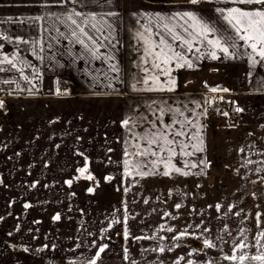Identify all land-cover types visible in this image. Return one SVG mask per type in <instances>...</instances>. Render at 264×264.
I'll return each mask as SVG.
<instances>
[{
    "label": "crops",
    "instance_id": "obj_1",
    "mask_svg": "<svg viewBox=\"0 0 264 264\" xmlns=\"http://www.w3.org/2000/svg\"><path fill=\"white\" fill-rule=\"evenodd\" d=\"M234 8L264 6L237 0L162 6L142 0H0V264H149L156 250L154 264H240L224 259L234 254L246 256L243 264H262L250 257L264 254V238L258 239L264 231V59L225 19ZM74 12L101 44L66 19ZM185 12L213 29L208 39H219L229 54L200 38L191 52L176 41L173 46L193 66L173 62L169 84L145 55L141 34L158 43L167 23L191 39ZM73 31L99 49L95 57ZM5 56L15 57V67L3 62ZM154 75L163 90L152 84ZM61 78L70 86L57 95ZM145 79L156 90H147ZM211 88L235 97L242 109L235 119L207 123L204 107L216 93ZM173 121L185 122L189 135L176 139L193 155L177 147L165 176L160 173L167 153L160 154L164 160L134 153L137 145L147 147L148 134ZM201 138L204 150L195 151ZM85 165L94 180L77 179ZM137 167L151 174L138 175ZM144 191L159 193L157 208L168 216L146 218L154 228L139 234L135 208ZM197 201L202 216L195 213ZM159 229L163 233L151 238Z\"/></svg>",
    "mask_w": 264,
    "mask_h": 264
},
{
    "label": "snow or ice",
    "instance_id": "obj_2",
    "mask_svg": "<svg viewBox=\"0 0 264 264\" xmlns=\"http://www.w3.org/2000/svg\"><path fill=\"white\" fill-rule=\"evenodd\" d=\"M193 4L197 3V0H191ZM238 3H247V4H256L264 6V0H237ZM80 13L74 12L66 17L67 20H70L73 25H76V28L79 29V33L86 37L87 40L92 41L93 44H101L102 42L98 37L93 36L90 32L86 31L87 21L85 20L83 23H78L76 19L73 18V16H79ZM189 21H191V24L189 27L192 29L191 32H189V36L191 39H185L182 35L178 34L173 27H169L167 23L163 25V28L166 30L165 33H157V35L160 36L159 42L157 43L155 40L151 38V34L148 37H144L143 34H141V39H143V42L146 46V52L145 55L148 57H151L152 59V67L159 70L160 74L166 75L169 77L168 83L174 84V80L171 79V64L175 62L177 67H184L187 66L191 68L193 65L190 60L186 59L184 55L180 51H177L176 48L173 46L176 41H180V46H186L187 50L189 52L192 51L193 48V41H196L198 38L207 40V43L214 48L219 49L221 52H223L225 55L229 54V48L224 46L222 42L219 39L216 40H209L208 35L210 32L213 31V29H210L206 24H203L196 16L192 15L189 12H185L183 14ZM60 19V18H58ZM93 20L95 17L92 18ZM225 19L228 21L229 24L233 26L235 29L237 36L239 39L244 40L246 43L251 41V43L248 44L249 47L253 50V52H258V55L261 57V59H264V8L257 10V11H242L239 8L232 9L228 15L225 17ZM93 28H95V24L92 25ZM97 31H100V29H97ZM146 32L150 33L149 29H145ZM185 32L188 31V29L184 30ZM73 36L77 37L78 42L84 46V48L92 55L96 56L97 52L99 51L98 48L90 47L89 44L85 42L84 39H80L77 36L76 31L72 32ZM167 36L171 37L172 43L169 42ZM107 39V37H105ZM258 45H260L258 49ZM235 47V43L232 45ZM196 51H199V49H196ZM213 58H216V52L213 51L210 53ZM9 59L7 56L4 57L3 62H7L8 64H11L13 67H15V64H13V60ZM115 70V69H114ZM0 71H3V69H0ZM25 80H28V77H24ZM149 79H151L153 85H158L160 87V90L162 89V85L159 84V75L151 76ZM149 79L144 80L145 85H149ZM30 82V81H29ZM147 90H156L151 85L147 88ZM171 90V89H169ZM210 91L216 92L218 91L217 88H211ZM224 91H227L225 89ZM60 94L59 88H57V95ZM3 102L0 101V108H3ZM199 106V105H198ZM237 111H242V109H237ZM163 112V110H161ZM224 115H227V113H224ZM124 125L127 126L129 121L125 120ZM179 124V128H174L173 125ZM186 124L192 125L193 127H197V125L192 120L186 119ZM173 125H165L163 128L156 129L155 132H152L148 134L144 139L146 140L147 147L140 149V146L137 145L136 148L138 149L134 155L138 156H148L149 154L153 157H158V159L164 160V157H161V153H167L166 162H164V168L165 171L160 173L162 175H170V172L167 170L169 167V162L171 158L176 154V148L179 147L181 152L185 155L191 156L193 155L192 152L185 151L189 145L183 143V140H177V137H186L189 135L187 131H185V122L181 121H173ZM155 128V125H153ZM200 129L197 127V135H199ZM172 138H169V137ZM156 145L157 150L153 151L152 146ZM200 147H194L195 151H203V140L200 139ZM129 161L125 160V169L127 170L129 167ZM201 163H204L201 161ZM156 162H153V168H155ZM185 167H188L186 164ZM192 168L197 167L196 164L191 165ZM173 170L177 173H181L183 175H188L187 172H182L180 168H176L173 166ZM157 172H159V169H156ZM80 176L77 177V179H80L81 177L86 180H94L95 177H93L90 173H88L87 165L85 167L79 169ZM85 173H88L85 175ZM132 174V173H128ZM136 174L145 176L151 174L150 172L141 171L138 167L136 169ZM107 180H111L112 177L109 176L106 178ZM66 183L71 186L72 181H66ZM89 192L94 191L93 188L88 189ZM147 203V201H145ZM29 205H25V207H28ZM177 208L180 207L179 204L176 205ZM217 211L220 210V205H216ZM231 208L229 209V211ZM55 219H59V216L57 215L54 217ZM257 219L259 220V215L257 216ZM116 222V221H114ZM169 231H172V229H168ZM125 235L127 236V230H125ZM259 238H264V231L260 233ZM205 245L208 247H213L212 243L208 240H205ZM240 249H243L245 245L241 243L238 245ZM105 250V246H101L99 248V251L97 252V258H99L100 253H102ZM224 259H229L232 261H236L239 259L240 264H243V262L246 259L245 255H240L239 258L234 254L232 256H225ZM253 261H260L262 264H264V254L254 255L250 257ZM91 264H95V261H92Z\"/></svg>",
    "mask_w": 264,
    "mask_h": 264
},
{
    "label": "rangeland",
    "instance_id": "obj_3",
    "mask_svg": "<svg viewBox=\"0 0 264 264\" xmlns=\"http://www.w3.org/2000/svg\"><path fill=\"white\" fill-rule=\"evenodd\" d=\"M147 3V2H146ZM150 4V3H148ZM151 5H157V6H160V4H151ZM162 6V5H161ZM137 194H139V192H137ZM130 196V195H129ZM143 196L145 197L143 200H141V198L137 199V205H136V214H137V221L139 222L137 224V232L139 234L142 233V231H144L146 228L145 227H148L150 226L149 224H147V220L146 218H150L152 216L154 217H158V215H160L161 213L159 212L158 208H157V202L156 201H159L161 200L160 199V196H159V193H157V195H151L150 193H147L146 191H144L143 193ZM203 197V196H202ZM200 198L198 197V200H203V198ZM128 198V201H129V198L130 197H127ZM148 198V199H147ZM145 201H149L150 202V205H151V208L150 207H147L144 203ZM129 209H130V204H129V207L127 208V215L130 216L132 214L129 213ZM195 213L197 212V216H202L203 215V210L204 208L202 207V203L198 202L195 203ZM183 212H185V214H188V210H187V207L183 208ZM210 213V211H209ZM161 215H164V216H168L167 214L165 213H162ZM150 228V231H152L151 229L154 228V227H148ZM144 233V232H143ZM163 233V230L162 229H159V231L157 232L156 231V234L155 235H152L150 236L151 238L155 236V238H158L157 235H161ZM145 234V233H144ZM143 235V234H142ZM167 237V232H165L164 236H163V240L160 239L161 241H163L164 243V239ZM157 253L153 256V257H149L150 261H149V264H154V260L159 256V251L156 250ZM148 257H141L143 260H145V258H148Z\"/></svg>",
    "mask_w": 264,
    "mask_h": 264
},
{
    "label": "built area",
    "instance_id": "obj_4",
    "mask_svg": "<svg viewBox=\"0 0 264 264\" xmlns=\"http://www.w3.org/2000/svg\"><path fill=\"white\" fill-rule=\"evenodd\" d=\"M56 86L59 88L60 93H62L69 88L70 83L66 78H61L56 81ZM237 109H239V106L235 103V97L216 92L210 96L208 103L205 105L204 114L207 123H209L211 119L223 121L226 117L235 119L239 112ZM224 113H227V115H224Z\"/></svg>",
    "mask_w": 264,
    "mask_h": 264
},
{
    "label": "trees",
    "instance_id": "obj_5",
    "mask_svg": "<svg viewBox=\"0 0 264 264\" xmlns=\"http://www.w3.org/2000/svg\"><path fill=\"white\" fill-rule=\"evenodd\" d=\"M144 2L150 3V4H160V5H178V4H193L191 0H142ZM202 0H197L198 4Z\"/></svg>",
    "mask_w": 264,
    "mask_h": 264
}]
</instances>
